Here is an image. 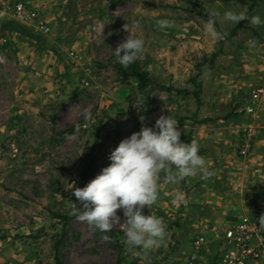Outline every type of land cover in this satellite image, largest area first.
<instances>
[{
    "label": "rangeland",
    "instance_id": "rangeland-1",
    "mask_svg": "<svg viewBox=\"0 0 264 264\" xmlns=\"http://www.w3.org/2000/svg\"><path fill=\"white\" fill-rule=\"evenodd\" d=\"M22 1L36 19H0V39L7 41L0 47V264H56L57 253L62 264H171L176 248L200 235L218 205L235 207L264 226V200L247 199L252 188L242 176V163L252 155L239 157L232 144L233 157L218 162V118L233 116L239 141L247 125L255 135L264 131L246 113L254 107L252 88L243 86L235 105L218 108V71H229L231 60L240 67L264 61V24H234L224 13L264 19V0ZM213 15L219 40L204 27ZM163 20L166 28L158 24ZM128 36L144 41L136 60L149 79L142 89L135 78H123L112 51ZM238 52L240 58H231ZM86 110L93 119L84 120ZM161 115L178 120L182 142L199 144L217 183L201 185L199 175L161 183L144 214L162 218L166 238L150 250H129L119 225L103 234L77 219L72 188L87 184L81 179L86 163L93 167L91 181L121 140L152 127ZM218 163L225 181L219 194L228 199L235 193L229 168L237 163L243 183L237 200L204 201L218 198ZM177 193L184 199L174 204ZM62 217L70 221L64 224Z\"/></svg>",
    "mask_w": 264,
    "mask_h": 264
},
{
    "label": "clouds",
    "instance_id": "clouds-1",
    "mask_svg": "<svg viewBox=\"0 0 264 264\" xmlns=\"http://www.w3.org/2000/svg\"><path fill=\"white\" fill-rule=\"evenodd\" d=\"M224 19L234 24L245 20L256 26L264 24V19L258 15L249 18L233 11L225 12ZM168 23L166 20L158 22L161 28H166ZM216 23L215 16H209L204 27L212 38L219 40L222 37L216 30ZM131 30L130 25H124L125 32ZM143 48L142 38L128 36L112 51L116 62L127 68L136 62ZM83 115L85 121L93 119L91 111L86 110ZM139 119L143 124L145 117ZM181 135L178 120L161 115L152 127L142 126L140 131L121 140L108 155L110 163L100 174L83 188L73 186L76 202H72V209L77 219L101 233H108L119 225L129 250L159 247L166 238V226L162 218L144 214V209L157 201L159 185L178 184L197 175L208 180L215 174L199 154V144L182 142ZM183 199L184 194L177 193L173 203ZM118 210L122 216L117 214ZM103 239L110 237L104 235Z\"/></svg>",
    "mask_w": 264,
    "mask_h": 264
},
{
    "label": "crops",
    "instance_id": "crops-1",
    "mask_svg": "<svg viewBox=\"0 0 264 264\" xmlns=\"http://www.w3.org/2000/svg\"><path fill=\"white\" fill-rule=\"evenodd\" d=\"M234 31V30H233ZM232 31V33H233ZM236 33V31H235ZM234 57L231 58H240L241 53H235ZM223 57V55H221ZM229 56V54H227ZM264 61H261V65L254 63L255 66L251 67L248 64L239 66V61L234 64L231 60L229 66L227 67L229 71H218V108L222 104H233L235 105L238 100V90L242 87L252 88V92L258 89H262V93L258 96L256 102L253 104L254 107V116L255 121L257 122L256 126L264 129ZM219 70V69H218ZM232 105V106H233ZM219 112V110H218ZM232 115H229L225 119L218 118V162H225L227 157L232 158L233 154L231 153L232 144L236 149L239 138L237 133H233L232 128ZM232 132V133H231ZM259 135V134H258ZM256 136V141L253 145L252 156L248 158L247 161L242 163L243 178L246 179V183L252 190H248L247 198L249 201H263L264 200V131H262V136ZM223 144V145H222ZM230 144V145H227ZM235 164H231V186H234L235 193L231 192V201L234 198L237 200L239 197L238 188L242 186V182L239 180L238 167ZM225 169H227L225 167ZM220 163H218V198L212 199L207 196L205 202L217 201L221 203L223 201H228L230 199L223 197L219 194V188L222 186L225 181L221 182V173ZM213 179L204 180L201 182V185L204 184L208 186L215 185L217 182H213ZM252 196V197H251ZM237 208L223 209L221 205H218V211L211 215V219H208L206 225L199 230L197 237H204L205 244L201 249L200 254L198 255V260L200 264H217L215 261V255L217 251L225 247L224 232L227 228L236 223V221L248 215H239L237 219L233 222H226L225 218L230 216H238ZM218 219V220H217ZM194 232L193 229H190L189 232ZM195 238V239H196ZM194 240V239H193ZM192 241L188 242L187 239L176 248V252L171 257V264H187V257L191 253ZM158 258V257H157ZM158 260V259H156ZM257 264V263H252Z\"/></svg>",
    "mask_w": 264,
    "mask_h": 264
},
{
    "label": "built area",
    "instance_id": "built-area-1",
    "mask_svg": "<svg viewBox=\"0 0 264 264\" xmlns=\"http://www.w3.org/2000/svg\"><path fill=\"white\" fill-rule=\"evenodd\" d=\"M7 15H12L18 20L36 19V13L28 10L22 0H0V19ZM37 25L44 33L48 32V28L42 21H39ZM6 42V39H0V47ZM262 92V89L252 92L253 104ZM246 113L253 115L254 109L248 108ZM254 137L255 134L251 125L242 129L236 149L239 157L247 158L252 155ZM224 239L225 247L217 251L215 255L217 264H264V226L257 219L250 216L239 218L235 224L225 230ZM204 244V237H197L193 240L191 253L187 257V264H200L198 255Z\"/></svg>",
    "mask_w": 264,
    "mask_h": 264
},
{
    "label": "trees",
    "instance_id": "trees-1",
    "mask_svg": "<svg viewBox=\"0 0 264 264\" xmlns=\"http://www.w3.org/2000/svg\"><path fill=\"white\" fill-rule=\"evenodd\" d=\"M252 9H253V3L249 7V10H252ZM238 28H240V26L237 27L236 29H234L233 33H235V31ZM120 72H121L123 78H125V79L135 78L138 82V87L140 89L144 88L149 83V79L147 78L146 73L141 71L137 62L133 63L132 65H130L127 68L120 69ZM195 96H197V93H195ZM92 170H93V167H92L91 163H86L85 167H84V172L81 176V179H82V181L85 182V184L88 183L89 179L91 178ZM62 220H63L64 224H67L70 221V218L62 217ZM103 234H105V233H103ZM55 262H56V264H62V261L58 255V253L56 254Z\"/></svg>",
    "mask_w": 264,
    "mask_h": 264
}]
</instances>
